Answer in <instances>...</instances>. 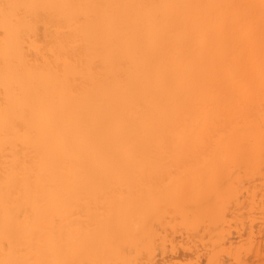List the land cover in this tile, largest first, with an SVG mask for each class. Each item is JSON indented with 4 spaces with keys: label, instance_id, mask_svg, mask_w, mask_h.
Segmentation results:
<instances>
[{
    "label": "bare ground",
    "instance_id": "bare-ground-1",
    "mask_svg": "<svg viewBox=\"0 0 264 264\" xmlns=\"http://www.w3.org/2000/svg\"><path fill=\"white\" fill-rule=\"evenodd\" d=\"M249 263L264 0H0V264Z\"/></svg>",
    "mask_w": 264,
    "mask_h": 264
},
{
    "label": "snow or ice",
    "instance_id": "snow-or-ice-1",
    "mask_svg": "<svg viewBox=\"0 0 264 264\" xmlns=\"http://www.w3.org/2000/svg\"><path fill=\"white\" fill-rule=\"evenodd\" d=\"M6 7H15V6H12V5H7Z\"/></svg>",
    "mask_w": 264,
    "mask_h": 264
},
{
    "label": "rangeland",
    "instance_id": "rangeland-1",
    "mask_svg": "<svg viewBox=\"0 0 264 264\" xmlns=\"http://www.w3.org/2000/svg\"><path fill=\"white\" fill-rule=\"evenodd\" d=\"M251 259H252V258H251ZM251 261H252V260H251ZM251 261H250V262H251ZM249 264H250V263H249ZM253 264H255V263H253Z\"/></svg>",
    "mask_w": 264,
    "mask_h": 264
}]
</instances>
